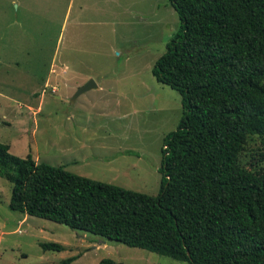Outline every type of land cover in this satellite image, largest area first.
I'll use <instances>...</instances> for the list:
<instances>
[{
    "label": "rangeland",
    "instance_id": "rangeland-1",
    "mask_svg": "<svg viewBox=\"0 0 264 264\" xmlns=\"http://www.w3.org/2000/svg\"><path fill=\"white\" fill-rule=\"evenodd\" d=\"M180 27L168 0H0V143L37 163L130 191L159 192L162 144L181 96L156 82V60ZM97 85L71 101L77 88ZM264 166V138L241 155ZM0 178V264H187L8 207ZM57 243L61 252H43Z\"/></svg>",
    "mask_w": 264,
    "mask_h": 264
},
{
    "label": "trees",
    "instance_id": "trees-1",
    "mask_svg": "<svg viewBox=\"0 0 264 264\" xmlns=\"http://www.w3.org/2000/svg\"><path fill=\"white\" fill-rule=\"evenodd\" d=\"M168 1L180 27L151 74L181 96L183 111L163 140L158 194L20 158L0 143L8 207L187 264H264V166L241 163L247 138H264V0Z\"/></svg>",
    "mask_w": 264,
    "mask_h": 264
},
{
    "label": "water",
    "instance_id": "water-1",
    "mask_svg": "<svg viewBox=\"0 0 264 264\" xmlns=\"http://www.w3.org/2000/svg\"><path fill=\"white\" fill-rule=\"evenodd\" d=\"M94 88H97V85L93 82V80H90L86 84L77 88V90H76L75 94L73 95V98L71 101H74L82 93H85L86 91L94 89Z\"/></svg>",
    "mask_w": 264,
    "mask_h": 264
},
{
    "label": "crops",
    "instance_id": "crops-1",
    "mask_svg": "<svg viewBox=\"0 0 264 264\" xmlns=\"http://www.w3.org/2000/svg\"><path fill=\"white\" fill-rule=\"evenodd\" d=\"M98 88V87H97Z\"/></svg>",
    "mask_w": 264,
    "mask_h": 264
}]
</instances>
